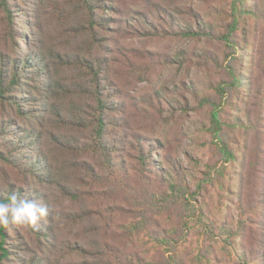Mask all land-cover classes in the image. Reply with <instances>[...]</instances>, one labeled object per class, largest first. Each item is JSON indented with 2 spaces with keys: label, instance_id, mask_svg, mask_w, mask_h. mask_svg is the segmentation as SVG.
<instances>
[{
  "label": "rangeland",
  "instance_id": "374dc122",
  "mask_svg": "<svg viewBox=\"0 0 264 264\" xmlns=\"http://www.w3.org/2000/svg\"><path fill=\"white\" fill-rule=\"evenodd\" d=\"M100 1L106 10L97 9V18L108 22L91 32L85 14L67 0H9L13 32L27 39L18 42L6 37L0 8V59L36 56L45 74L14 89L7 102L18 100L30 128L42 136L28 155L43 151L47 158L41 178L28 181L0 163V187H24L50 209L37 225L48 239L13 227L16 253L3 264L32 258L38 264H108L112 258L103 245L117 236L115 244L124 246L126 232L137 236L134 248L154 264H260L255 255L263 248L255 234L259 240L264 224V0ZM156 11L210 36L142 34V18L160 28ZM59 53L100 66L114 102L107 112L115 123L108 138L118 145L115 160L130 176L141 145L151 146L165 182L166 199L149 196L152 217L161 212L156 220L138 217L146 212L143 199L134 201L130 185L108 178L98 157L55 150L67 138L84 142L88 136L58 127L57 112L73 118L80 107H96L79 93L90 84L87 71L65 65L56 59ZM2 123L12 130L11 142L0 140V151L8 153L29 128L15 107L0 101ZM96 174L104 180L97 182ZM64 186L77 198L64 195ZM165 230L176 237L173 243L165 241Z\"/></svg>",
  "mask_w": 264,
  "mask_h": 264
},
{
  "label": "trees",
  "instance_id": "16d2710c",
  "mask_svg": "<svg viewBox=\"0 0 264 264\" xmlns=\"http://www.w3.org/2000/svg\"><path fill=\"white\" fill-rule=\"evenodd\" d=\"M99 2L101 3L100 0H67L69 5L77 8L85 14L91 32H94L97 28L105 29L108 22L106 18H100L99 20L97 18V9L106 10V4H102L101 6ZM0 8L4 13L8 24L6 37H10V39L14 42H16V40L17 42L26 41L27 39L25 37L20 38L15 34V32H13L14 12L12 10V6L9 4V0H0ZM173 10L177 14H182V11L177 7L173 8ZM156 13L160 16V28L148 21L146 18H142L140 19V23L144 29L142 30V34L147 36H161L164 38L187 39L210 36L211 31L208 32L206 29L195 31L194 26L183 28L176 22L173 15L172 20H167L162 16L161 12L156 11ZM195 24L197 25L198 21L195 20ZM90 35L94 39V36L91 33ZM56 59L61 60L65 65H72L75 68L87 71L90 77V84H87L85 89H80L79 93L83 94V96L85 94V96L91 98V100L96 103V107L91 109V111H88L90 107H80L77 114L73 115V118L65 116L61 112H57L59 113L57 114L58 119H56L58 127L62 128V125L63 127L70 126L80 134L87 132L88 136L85 138L86 140L84 142L81 139L67 138L63 142L60 141V144L56 143V136H54V139H52V145L55 143L57 144L55 145V150H60L61 153H73L78 156L92 155L98 157L100 162L102 161V169H105L107 173H109L108 178L116 176L119 178L120 183L130 185L134 201L143 199L142 202L140 201V205L144 206L146 212L138 217H142L144 222L148 220L150 222L152 219L156 220L157 216L161 212L159 210L153 212L152 217V214L149 211V206H154V201L151 198L154 199L156 196H160L159 198L163 199L165 182L163 180V176L159 173V170L157 171V168H155L153 162L154 152L151 149V146L146 143L141 145L136 158L137 164L133 168L134 175L130 176L127 167L124 166L123 163H117L115 160V155L118 153V145L112 144V141L108 138L110 130L109 127H114L115 123H111L107 120V112L113 110L112 105L114 102L110 100V89L108 88V84H106L102 78L100 66H98V64H96L93 60L85 57H69L66 59L60 53L57 54ZM39 63L41 62L36 58V56H28L22 59L18 58L16 60L10 59L9 61L0 59V101L15 107L24 123H28L29 128V130L20 131L19 140L8 146V153L0 151V163L8 164L10 167L15 169L25 181H28L27 178L29 177L34 178V180L41 178L44 173L43 171L45 169L47 158L43 151H38L36 154L28 155L31 151H37L35 146L38 141H42V136L36 134L34 128H30V120H28L30 117L25 116L26 113L23 112L22 105L19 101H7L12 100V96L10 94L14 89L26 86L29 83H37L45 77V74L42 73V69H39ZM27 113L31 114L32 111H28ZM1 139H9L10 142L13 140L12 130H10V126L5 123L0 124V140ZM58 145H60L62 149L58 148ZM166 162L169 166H173L171 162L167 160ZM160 172L162 173L161 170ZM175 172L179 175L178 170L175 169ZM96 179L97 182L104 180L103 176L99 174H96ZM172 188H174V186ZM62 193L66 196L77 198L76 193L68 190L67 186H64V191ZM12 194L34 201L38 200L35 198L34 194L24 190V187L13 186L11 184L0 187V201L6 202ZM129 212L136 214V212L132 209L128 210V213ZM114 214L115 211H112V209L109 208L108 215L111 219L113 218L111 215ZM262 226V235L259 240L255 234V241H257V243L259 242L260 247L263 248V250H260V252L255 255L257 261H261L260 264H264V224ZM28 228H30L32 236L36 237L38 240L48 239V234H46V231L41 228H37V226ZM11 231H13V228H0V264L8 261L10 255L16 253L11 251L12 244L10 243L9 236ZM164 233L165 241L170 244L173 243L176 237L169 236L168 230H165ZM136 238L137 236H134L132 233L127 234L126 232V236L123 238L124 246H121L115 244L117 236H110L109 240H111L112 243L110 244L107 241L103 245V247H105V255L112 258L108 264H154L153 262H149L136 250V248H134L136 246ZM17 249L20 250L19 248ZM165 259L168 260L167 258ZM161 262L163 264H171L164 261ZM38 263V261H35V258H32L27 264Z\"/></svg>",
  "mask_w": 264,
  "mask_h": 264
},
{
  "label": "clouds",
  "instance_id": "9594fccd",
  "mask_svg": "<svg viewBox=\"0 0 264 264\" xmlns=\"http://www.w3.org/2000/svg\"><path fill=\"white\" fill-rule=\"evenodd\" d=\"M49 211L45 205L12 194L6 202L0 201V228L37 226L45 220Z\"/></svg>",
  "mask_w": 264,
  "mask_h": 264
}]
</instances>
